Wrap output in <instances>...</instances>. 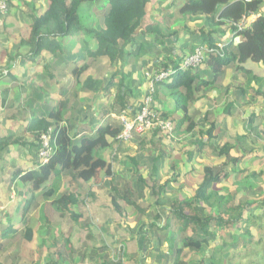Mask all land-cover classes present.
Returning <instances> with one entry per match:
<instances>
[{"label":"trees","instance_id":"obj_1","mask_svg":"<svg viewBox=\"0 0 264 264\" xmlns=\"http://www.w3.org/2000/svg\"><path fill=\"white\" fill-rule=\"evenodd\" d=\"M6 2L9 5L11 4L10 1ZM262 3L263 0H44V12L41 14L32 12L27 17L29 18V24L23 31V36L17 48L16 58L19 61H12L13 65L7 71H0V85L1 82H34L37 80L38 82H66L65 85L68 86L71 84L70 79H75L73 87L74 90H77L84 87L79 82L81 72L86 69V64L83 65V63L107 59L109 66L114 70L107 78L106 76L99 77L94 82H90L92 86H96V82H102V84H99L102 85L99 91L108 99V103L105 105L106 109L103 110V117H109L111 114L120 116L123 112H126L130 118H133L140 109V93L136 92V88L124 85L126 76L120 75L119 68L121 69L131 57L130 49L133 44L143 42L149 37L153 38L158 44H162L168 38H173L176 35L173 28L178 24H182L185 32H189L190 36L199 39V41L201 40L202 44L199 47L215 50L213 53L206 55V59L203 61V63L205 62L204 67L209 69L213 79L207 80L200 77L198 74L200 72L197 71L199 67L197 69H180L178 67L180 58L176 59V62L170 67L166 59H163V62H165L159 65L163 69H159L158 66L155 73L158 74L163 70H172L173 72L165 80L156 83L154 98H158L159 95L174 98V105L182 114L178 120L168 119L169 113L167 112H162L159 116L163 120L170 121L172 130L176 132L181 131V128L186 125L182 132L184 135L190 136V146H192L186 151L185 156L187 155V162L191 164L195 156L202 153L207 148L206 146L212 147V141L215 139L212 136L213 123H210L209 128L196 124V119L199 118L198 116L202 112L203 116L207 114L205 112L206 104L200 100L208 98L204 94L200 97H197V95L211 90L218 77L222 79L227 67H234L235 72L241 71L246 76L251 74L244 67L247 62L264 65V15H258L256 20L246 24V27L242 30H239L238 26L241 20H246L251 15H257ZM147 6H150L149 12H147ZM28 7L34 8L31 4ZM153 11L156 15L149 19L148 14ZM196 19H201V22L197 24ZM190 21L195 22L192 31L190 30L192 27L188 24ZM227 34H231V37L226 38ZM75 36H77V40L73 39ZM223 38L225 39L222 42L223 46L218 49L217 42ZM21 50H24L25 53L21 54ZM145 53L147 54V52H144L138 54V56L145 55ZM27 59L35 62L34 71H32L33 76L28 78L29 81H19V77L27 76V73L19 70L24 66ZM69 67H71L70 70ZM57 76L63 81H56ZM68 78L69 80H67ZM257 80L262 79L252 75L249 82L250 84L253 83L252 81L256 83ZM260 83L259 88L252 87L249 84L252 94L248 95L251 98L247 96L248 99L254 101L258 95H262L261 89L264 84L263 82ZM62 87L63 84L60 87L62 92H60L57 106L53 105L48 108L46 116L43 118L39 116L37 104L42 108L46 103L44 99L45 90L43 87L33 88L32 97L25 103L27 107L30 105L32 121L22 134L25 135L27 132L31 134L32 141L30 143H24L22 136H17V134L0 138V165L5 167L10 165L11 167L10 171L5 168L4 172L0 174V180L8 181L9 187L13 185L22 188L18 195L27 196L24 203L17 205L14 210L4 212L3 216L7 225L6 228L0 230L1 240L16 235L17 229L12 224L21 222L28 204H37L39 201L46 202L52 206V209L61 214L69 211L70 206H77L80 202L78 193L63 191L62 186H60L63 179H67V183L70 185L71 181L91 182L98 179L101 173L104 176H112L111 164L96 156L95 153L109 148L112 142L117 143V136L121 133L122 128L106 124L97 126L94 130L89 129L87 135L81 133L82 136L80 137L78 136L81 130L72 127L61 128L60 125L65 122V115L69 111L75 113L78 105L77 103L72 107L67 106L70 97L66 89ZM227 89L228 87L222 89L223 95L227 92ZM83 90L85 91V89ZM112 90L115 91L114 95H112ZM8 95V90L0 91V105L2 108L11 109L14 107V102L7 100ZM33 98L34 100H32ZM239 104L241 107L245 105L241 102ZM6 105L8 106L5 107ZM231 108V103L226 104L223 117L230 116ZM79 111H83V109L80 108ZM243 115L246 116L244 121L251 123L250 133L245 134L244 140L252 145H264V128L261 129V124L257 123L259 119L252 112L244 111ZM9 119L17 121V117ZM77 122H80V120H77ZM196 126H199L198 132H195ZM49 128H54L57 137L55 141L52 136L49 142L50 145L54 144L53 155L48 162L42 165L37 160L31 168L24 167V169L12 167L13 165L9 163V156L16 155L18 151L16 149H21L22 146L34 147L37 145V149H40L41 137L48 132ZM70 132L76 134L70 137ZM251 135H254L257 140L254 141ZM236 144L239 145L242 152L240 156L230 154V150L235 148ZM244 144V141L236 138L233 143L226 141L220 147L217 156L222 158L223 161L217 166L219 170L216 171V167L207 165L202 168L201 182L190 201L182 199L172 201L171 198L167 197V193H159L162 194L161 198H167V200L164 199L163 201L157 198L154 206L164 202L162 212H169L166 217L161 212L149 211L151 206L143 209V207L116 192L111 197L108 195L110 206L111 208L118 207L117 197L119 195L120 199L126 204H133L136 210L132 213L131 218L137 220L136 225L141 226L137 232L138 234L146 232L148 224H150L152 232L157 233L165 230L168 233L167 228L171 217L180 220V231H188L189 234H186L180 242H177L174 233L172 236L166 237V241L169 243V252L174 250V258L177 257V259L184 249H191L194 253H200L203 247L210 245L211 242L216 243V245L218 240L237 244V239L240 236L245 237V235H248L249 238H252L251 233L248 234L247 231L245 235L244 233L232 234L230 236L231 242L226 240L229 237V230L242 232V226L246 224H249L250 227L257 225L254 226L256 231L264 234V195L261 196L264 194V188H259L260 199H248L243 193L236 205H233L232 201L240 193L239 189L228 193L219 192L218 189H215L230 175H232L234 184L246 183L250 193L256 187L258 188L259 183L264 182V168L260 173L248 172L245 180L244 178L234 177V175L239 176L241 172H244L239 167L241 165L246 167L249 163H244L245 157L247 155L251 156L250 154L254 152V150L246 148ZM252 158L256 159L257 157L252 156ZM155 170L152 167L151 173ZM170 170L174 174L176 168L173 164H171ZM171 176L178 177L177 174ZM138 181L144 185L142 179L139 178ZM251 181L256 183L255 186L250 184ZM160 187L163 188V186ZM142 195L143 192L139 194L140 197ZM165 201H167L168 206H165ZM77 217L78 215L74 216V218ZM163 217H165L166 224L160 227L158 223ZM76 220L78 223V219ZM145 220H147V224L144 223ZM79 224L80 227L82 226L81 229L86 231V237L89 240L88 252H86L89 253L90 264L123 263L119 256L116 258L117 260L109 258L106 253V248H108L106 244L97 246L91 243L95 235L87 214L83 213V221ZM23 231L25 239L31 241L32 230L25 228ZM133 238L135 237L132 233L131 241L128 244H137V240L135 242ZM144 240L147 241L145 233ZM260 240L259 238L257 241H253L254 244L251 248L244 245L247 251L242 254V257L244 259H248L249 256L255 258L253 261L249 260L248 264H261L260 256H262L264 264V253L259 251L257 247ZM68 241L66 239L65 243ZM42 243L44 245L45 241ZM55 245L54 242L52 246ZM158 245L160 247L162 244L159 242ZM49 249L44 264H69L63 259L62 252L52 253ZM67 251L72 252L73 249L70 248ZM15 252L20 256L26 255L32 264H40V259L34 260L28 249L19 246ZM231 254L230 261V258L221 259V261L224 264L232 262V258L236 256V253ZM121 255L123 259L124 256H131L124 251ZM212 262L211 259L210 263ZM0 264L6 263L2 262ZM197 264H201V262Z\"/></svg>","mask_w":264,"mask_h":264},{"label":"rangeland","instance_id":"obj_2","mask_svg":"<svg viewBox=\"0 0 264 264\" xmlns=\"http://www.w3.org/2000/svg\"><path fill=\"white\" fill-rule=\"evenodd\" d=\"M42 1L43 0H40V2H37L36 0H12L10 5L6 2L7 4L5 3V7H2L3 11L0 16V22L2 25H0V31L5 27V24L3 23L4 20L12 24H17L18 28L16 29L13 27L14 32L12 37H10L12 40V46L9 47V49L16 48L17 44L15 45L14 41L17 42L23 33V27L19 26L21 21L26 22V19L29 16H26V14H32V12L40 14L43 10L41 4ZM26 3H30L34 8L28 7ZM20 10L24 12V15H20ZM149 10L150 6H147V12H149ZM261 14L264 15V0L258 14L251 15L247 17L246 20H241V23L238 26H243L244 23H251V21L256 20L258 15ZM153 15H156L154 11L151 14H148V18L151 19ZM195 22L198 24L201 22V19H196ZM195 22L190 21L188 24L192 27ZM182 26V24L176 25L173 28L176 35H174L173 38H168V40H165L162 44H158L153 38L151 39L149 37L143 40V42L132 45L130 49L131 57L123 68L125 74L128 76L132 75L130 76L132 77L130 82H133L136 92L140 93L139 101L147 91L148 76L152 74L151 71L155 73L158 70L157 67L165 62H163V59H166L170 67L176 62V59L180 58L178 66L179 64L182 66L183 59H185L187 55L193 54L196 51V48L201 46V40L199 41V39L190 36V33L185 32ZM190 30H194V27ZM4 39V37H1L0 43L3 42ZM73 39L77 40V36ZM224 41L225 39L223 38L217 42V45H223L222 42ZM193 45H196V47ZM144 52H147V54L145 53V55L135 59L136 54H143ZM204 63L199 65V68L202 67L199 76L207 80H212L213 75L209 69L204 68ZM85 64L86 69L85 71H82L79 76V82H81V85L83 84L84 87L74 90L73 83L75 82V79H70L71 84L66 87V92L70 97L69 101L73 104L72 106L77 104V101L80 100L83 104L81 103L80 106H77V110H80L83 106L84 109L83 111H79L80 116L76 115L77 111L72 113V115L71 113L68 114L67 117L72 118L71 120L73 121L65 118L66 125H60L63 128L72 127L76 130H81L78 137L82 136V134L87 135L89 130L84 131L83 128L86 129V126L83 125L87 124L89 126V122L96 120V117L99 119L100 116L103 115V110L106 109V107L102 105L103 100L101 98L96 99L98 96L96 95V91L102 85H91V88L89 89L90 82L96 80L93 77H89V73L92 71V76L94 75L95 77L96 75L102 76L106 74L107 63L106 61H101L93 67H89V61L83 63V65ZM245 65L247 66V69L249 68L251 71L253 70L252 72L250 71L251 74L245 76L241 71L235 72L234 67H227L230 77L229 79L227 77V80L232 84L236 81L246 82L245 77L251 78L252 75H256V73L258 75L264 73V67H260L255 71L253 67L247 64ZM4 66H1L2 72L6 71V66L5 68ZM98 69H100V71H97ZM159 69L162 70L163 68L160 67ZM67 73L69 74V71ZM67 73L65 72L66 75ZM128 76H126L125 82H129L127 80ZM219 79H221V77H219ZM67 80H69V78ZM34 82L38 81L36 80ZM260 82H263L264 84V79L256 81L257 88L261 86ZM61 85L62 83H60V86ZM125 86L129 85L127 84ZM83 89H85V91ZM112 91L113 93L115 92L114 90ZM89 92L91 94H89ZM52 93L56 94L54 90ZM214 93L217 98L214 99V102L211 101L206 106L208 107V110H206L207 114L204 116L205 120L202 121V118H204L202 117V112L201 116H198L199 118L196 119V124L209 128L210 123H213L214 130L212 136L215 137V139L212 141V147H207L202 153L196 155L191 164L187 162V155L185 156L186 151L192 146H190V136H186L182 132L184 128H186V125H184L179 132L172 129L169 131V124L165 123L163 126L161 121H159L158 123L163 126L160 130H147L141 133H133L131 136L132 139L130 138L124 142H119L117 139V143L112 142V145H110L109 148L96 151L95 153L99 158L107 159V161H109L108 163L112 166V176H104V174L101 173L98 179L91 182L71 181L70 185H68L67 180L64 179V182L60 185L62 186L63 191L66 190L78 193V198L80 200L77 206H70L69 211H66L64 214L55 211L52 209V206L48 205L46 202L42 203L39 201L37 204H28L25 215L20 222L21 224L11 223L14 228L17 229L16 235L12 236V238L0 239V263L32 264L26 255L23 254L20 256L15 252L18 247L21 246L28 249L31 255H33L34 260H38L39 258L40 264L45 263L49 247V250L52 253L57 251L62 252L63 259L69 264H90L89 253H87L89 240L86 237V231L81 229L82 226L80 227L79 224L83 221V213L88 215V220H91V227L94 231L95 236L91 243L97 246L106 244L108 247L106 248V253L109 258L116 259L119 256V259H122V264H197L198 262H201V264H224L221 259L230 258V261L232 256L231 253L233 252L236 253V256L232 258V262L229 264H248L249 260L253 261L255 258L253 256H249L248 259L242 257V254L247 251L244 245L251 248L252 244H254L259 238L261 240L257 247L259 251H263L264 253V234L256 231L254 226L257 225H252L250 227L249 224H246L242 226V232L238 230H235L236 232L234 230H229V237H227L226 240L230 241V236L232 234L244 233L245 235L247 231L248 234L251 233V236H253L252 238H249L248 235H245V237L240 236L237 239V244L231 241V243H226L219 240L217 241V245L216 243L211 242L210 245L203 247V250L200 253H194L191 249H184L179 255L180 257L177 259V257L174 258V250L169 252V243L166 241V237L172 236L174 233L177 237V242H180L186 234H189L188 231H180V220L171 217L167 228L168 233H166L165 230L157 233L152 232L150 230V225H148L146 232L138 234L137 232L140 230L141 226H136L135 223L137 220L131 218L132 213L136 210L135 206L133 204H126L120 199V195L117 197L119 205L118 207H114L117 210L111 208V203L108 201V195L111 197L112 194L120 193L131 202L143 207V209L151 206L149 211L155 213L161 212V214L166 217V214L168 215L169 212H162V204H164V202L154 206V202L157 198H160L163 201L164 199L167 200V198H161L162 194L159 193H167V197L171 198L172 201H180V199L190 201L194 196L197 186L201 182L202 168L207 165L209 167H216L215 170L218 171L219 168L217 166L222 163L223 159L217 156V152H219L220 147H222L226 141L233 143L236 138L240 141H244V146L248 149L254 150V152L250 154L251 156L247 155L245 157L244 163L249 164L246 167L244 165L239 167V169L244 170V172H241L239 176L234 175V177L238 179L244 178L245 180L248 172L252 171L260 173L262 171L264 168V145H252L244 140L245 134H249L250 129L243 123V119L246 118V116H243V112L245 111L244 109L250 107V110L248 109L249 113H254L258 119L263 118L262 124L264 125V100L256 97L253 103L252 100L248 99L251 98L248 95L252 94V92L248 90V95L245 94L248 103L245 106L240 107L234 102L230 109V116L223 117L224 109L228 103L226 100L223 101V96L219 95V91H215ZM98 94L100 96V93ZM230 94L232 93H229V95ZM103 97L107 104L108 99L104 95ZM174 101L175 100L172 96H158V98H154L152 109L160 115L162 112L169 113L167 117L170 120H178L182 114L174 105ZM112 116L114 117L112 118L109 116L110 118L108 119V122H105L103 125L112 124L121 127L118 115ZM77 120H80V122H77ZM201 121L202 123L200 124ZM198 129L199 126H196L195 132H198ZM71 132L70 137H73L76 133ZM251 137L254 141L257 140L254 135H251ZM39 150L40 149L38 148L36 161L41 160ZM230 154L232 156H240L242 152L240 151L239 145L232 148ZM252 156H256L257 158L253 159ZM9 158H11V155ZM27 163V168H30V162ZM171 164L176 168L174 174L173 171L170 170ZM152 167L156 170L151 173ZM8 170L10 171V168H8ZM171 175L176 176V178ZM139 178L143 180L144 185L138 181ZM154 180L156 181L155 184ZM166 182L167 184L165 185ZM250 184L255 186L256 183L251 181ZM259 184L258 188L256 187V189H253L252 193H250V189L247 187L246 183L242 182L234 184L232 175H230V177L216 186L215 189H218L219 192L223 193L239 189L240 193H238L235 200L232 201V204L236 205L243 193L248 199H260L261 194L259 190L264 188V182ZM160 186H163V188L161 189ZM143 188L144 190H142ZM19 190L20 192L22 191L21 188ZM0 191L1 230L6 228L7 225L6 219L3 216L4 212H11L14 210L17 205L24 203L27 196L24 195L21 197L20 195H16L15 190L13 191V185L9 187L8 181L3 180H0ZM141 192H143V195L140 197L139 194ZM263 195L264 194L261 196ZM165 206H168L167 201H165ZM75 215H78V217L74 218ZM165 217L161 218V221L158 223L160 227H163L166 224V221L164 220ZM146 218H148V216H146ZM76 219H78V223L76 222ZM25 228H30L32 230L33 236L31 241H27L24 237L23 230ZM142 230L144 231V229ZM132 233L134 234L135 238L133 239H135V242L136 240L141 239V243L143 244L141 249H139L138 245L134 242V244H128L131 241ZM144 233L147 237V241L144 240ZM66 239L69 241L65 243ZM43 241H45L44 245L42 243ZM54 242L56 245L52 246ZM159 242L162 244L160 247L158 245ZM70 248L73 249L72 252L67 251V249L69 250ZM123 251L131 256H124L123 259V256L121 255L123 254ZM229 255L230 257H228ZM211 259L213 260L212 263H210ZM260 261L261 264H263L262 256H260Z\"/></svg>","mask_w":264,"mask_h":264},{"label":"crops","instance_id":"obj_3","mask_svg":"<svg viewBox=\"0 0 264 264\" xmlns=\"http://www.w3.org/2000/svg\"><path fill=\"white\" fill-rule=\"evenodd\" d=\"M6 1H8V2L10 1L11 2L12 0H6ZM36 1L40 2V0H36ZM26 4L29 5L28 3H26ZM41 4L43 6V10L40 12V14L43 13L44 10H45L44 0L42 1ZM17 7H19V6H17ZM39 7H40V4H39ZM20 12H21V14H20L21 16H22V14L24 15V12H22L21 10H20ZM28 15L29 14H26V16H28ZM3 23L5 24V27H4V29H2L0 31V38L4 37L5 39H4L3 42L0 43V71H1V66H4V65L6 66L5 70L7 71L13 65L12 61H14V60H18L19 61V59L16 58V56H17L16 54H17V48L19 47V43H20V40H21L23 35L20 36V39L17 42L14 41V44L15 45L17 44L16 48L9 49V47L12 46V40L10 39V37H12L13 32H14L13 31V27H15L16 29H18V28H17V24H15V23L12 24V23H10V22H8L6 20H4ZM28 24H29V18L26 19V22H22L21 21L19 26L23 27L22 32H23V30L26 28V26ZM0 25H2L1 22H0ZM18 34H19V32H18ZM230 37H231V34H229V35L227 34L226 38H230ZM193 46L196 47V45H193ZM23 52H24V50H21V54L25 53V52L24 53ZM179 54H180V52H179ZM10 57H11V59L12 58L13 59L11 60ZM138 57H139L138 54H136L135 55V59L138 58ZM101 61H106L108 72L106 70L105 71L106 74H104L102 76L96 75V77H95L94 75L92 76V71H90L89 77H93L94 79H97L99 77H105L106 76V78H107L110 75V73L112 72V70H114L113 68H111L109 66V63H108L107 59H101V60H98V61L92 62V63H91V61H89V67H93L94 65L98 64ZM127 61H126V63H127ZM1 64H3V65H1ZM246 64L251 66V67H253L255 71H257L260 67H262V68L264 67L263 64H261V65L258 64L257 65V64H253L251 62H247ZM124 65L122 66L121 69L119 68L120 75L128 76L127 74L124 73V68H123ZM5 66H4V68H5ZM34 66H35V62L31 61L30 59H27V61L24 64V66L19 68V70H22L25 73H27V76L19 77L18 80L19 81H27L30 76H33L32 75V73H33L32 71H34ZM244 67L247 69L246 65ZM70 68L71 67H69V70H70ZM201 68H199V70H197V71L200 72ZM248 70L251 71V69H249V68H248ZM97 71H100V69H98ZM228 71L229 70L225 69V72H224V74L222 76V79H219V77H218V79L216 80V83L214 84V86H213V88L211 90H209L208 92H203V93L201 92L200 94L197 95V97H200L202 94L207 95L208 98L200 100V101H203L206 104V106L211 101L214 102V99L217 98L216 95H214L215 91H219V93H220L219 95L223 96L222 97L223 101L226 100L227 103L233 104L235 102L239 106H240L239 102H241V104L245 103V105L248 103L247 99L245 97V94L248 95V90L251 91L250 88H249L250 78L249 77H245L246 82L236 81V82H234L232 84L229 80H227V77H228V79L230 78L229 74H228ZM255 71H254V73H255ZM130 76H132V75H129L127 77V80L129 82H125V85L128 84L129 87L130 86L134 87L133 86V82H130L132 80V77H130ZM256 76L259 79H264V73L259 74V75L256 73ZM58 80H60L59 76L56 77V81H58ZM252 82L253 83H251L250 86L257 87L256 83L254 81H252ZM61 83L63 84L62 88L66 89V87H67L65 85L66 82H61ZM96 84L99 85V84H102V82H96ZM141 84H143V83H141ZM58 86H60V82H1L0 91L8 90L9 95H8V99L7 100L11 101V102H14V107L11 108V109H7V108H2V106L0 105V138H6V137L13 136V135L17 134V136H22L24 143H30L32 141V138L30 136L31 134H29L27 132V133H25V135H22V134H24L25 130L29 127V124H31V121H32L30 105H28V107H27V106H25V103H27L29 98L32 97L33 88H35V87H43L44 90H45L44 99L46 100V103L44 104V106L42 108L40 107L39 104H37V109H39L38 111H39V114H40L39 115L40 118L45 117L48 108L52 107L53 105L57 106V103H58L57 101H58L60 92H62L60 90L61 86L60 87H58ZM138 86H136V87H138ZM225 87H228V89H227V92L224 94L225 95L224 96L223 93H222V89L225 88ZM90 88H91V84L89 86V89ZM99 89L100 88L97 89L98 91H97L96 95H98V96L96 97V99L97 98H101L103 100V104L102 105L105 106L106 102L104 100L103 93H101V91L99 92ZM53 90L56 92V94L52 93ZM261 91H262V93H261L262 95H258V97H259V99L264 100V87L263 86H262ZM98 93H100V96H99ZM229 93H232V94L229 95ZM89 94H91V93L89 92ZM112 94H114L113 91H112ZM159 96H161V95H159ZM32 100H34V98ZM131 101L133 102V100H131ZM67 103H68L67 104L68 107H72L73 104H71V101L68 100ZM77 103H78L77 106H80V104L82 102L80 100H78ZM253 103H254V101H253ZM255 104H257V103H255ZM245 105H243V106H245ZM7 106L8 105H6L5 107H7ZM85 108H86V106H85ZM249 108L250 107H248V108H246L244 110L249 113V111H248ZM82 109H84V106H83ZM206 109L208 110V107L205 108V112H206ZM76 111H77L76 115L80 116V113L78 112L79 110H76ZM70 113L72 115L71 111H69L65 115V118H67L68 120L71 119V118L67 117V115L70 114ZM112 115L113 114H111L110 117L113 118L114 116H112ZM14 117H17V121H12L11 119H9V118H14ZM110 117H103V115H101L99 119L96 117V120H93V121L89 122V126L90 127L87 124L83 125V126H86V129L83 128V130L84 131L89 130V129L94 130L97 126H102L105 122H108V119ZM202 117H204V116H202ZM202 121H203V118H202ZM243 123L246 124L248 126V128L251 126V123L249 121L245 122L244 119H243ZM257 123L261 124L260 128L261 127L264 128V125L262 124L263 123V118H259ZM263 128H261V129H263ZM206 147L209 148V146H206ZM16 150H18L16 152L17 154L16 155L15 154L11 155V158L9 160V163L13 165L12 167H17L19 169H21V168L24 169V167L26 168L27 165H28L27 162H30V168H31L32 164L36 162L37 145L34 146V147H32V146L23 147L22 146L21 149L19 148V149H16ZM33 160H34V162H33ZM104 160L107 161V159H104ZM107 162H109V161H107ZM8 166L9 167H5V166L1 165L0 174L4 172L5 168H7V169L10 168L11 169L10 165H8ZM62 182H64V179L62 180ZM19 189H20L19 187L13 186V191L15 190V194L16 195H18L20 193ZM20 196L23 197L24 195H20ZM144 223L147 224V220H145ZM148 225H150V224H148ZM137 245H138L139 249H141V247H143V244L139 240H137Z\"/></svg>","mask_w":264,"mask_h":264},{"label":"built area","instance_id":"obj_4","mask_svg":"<svg viewBox=\"0 0 264 264\" xmlns=\"http://www.w3.org/2000/svg\"><path fill=\"white\" fill-rule=\"evenodd\" d=\"M5 3L6 0L0 1V16L2 15V7H5ZM245 25L246 24H243V26H239V30H242V27H246ZM217 46L218 49H221L223 45ZM214 51L215 50L213 49L198 47L196 48V51L193 54L187 55L188 57L186 56V58L184 57L185 59H183L182 61V66L179 64L178 67L180 69H195L203 63V61L206 59V55L211 54ZM172 72V70H163L158 74L152 72V74L148 76L147 91L139 102L140 109H138L135 117L130 118L127 116L126 113H123L118 118L122 127L121 133L117 136L118 141H127L131 138L133 133H141L147 130H160L163 128L165 123L169 124V131L172 129L170 121L161 119L159 114L153 111L152 109L156 83L168 78L172 74ZM159 121H161L163 126L158 123ZM51 137V129H48V132L41 137L43 139V142L41 139V148L39 150V156L44 163L47 161L50 154L52 153V146L49 143ZM53 138L55 139V137Z\"/></svg>","mask_w":264,"mask_h":264},{"label":"clouds","instance_id":"obj_5","mask_svg":"<svg viewBox=\"0 0 264 264\" xmlns=\"http://www.w3.org/2000/svg\"><path fill=\"white\" fill-rule=\"evenodd\" d=\"M123 113H126V112H123ZM123 113H122V114H123ZM122 114H121V115H122ZM121 115H120V116H121ZM127 116H128V115H127ZM128 117H129V116H128ZM118 118H119V116H118ZM63 125H66V122H64ZM61 128H62V127H61ZM61 128H60V129H61ZM49 129L52 130V136L55 137V141H56L57 134L54 133V128H49ZM53 144H54V143H53ZM53 144L51 145V146H52V152H53ZM52 155H53V153L50 154L49 158H50ZM49 158L47 159V161H46L45 163H44L42 160H40V161H38V162H41L42 165H43V164H46V163L48 162Z\"/></svg>","mask_w":264,"mask_h":264}]
</instances>
